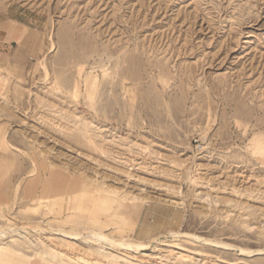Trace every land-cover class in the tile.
I'll list each match as a JSON object with an SVG mask.
<instances>
[{
  "label": "rangeland",
  "instance_id": "1",
  "mask_svg": "<svg viewBox=\"0 0 264 264\" xmlns=\"http://www.w3.org/2000/svg\"><path fill=\"white\" fill-rule=\"evenodd\" d=\"M20 225L0 264H264V0H0Z\"/></svg>",
  "mask_w": 264,
  "mask_h": 264
},
{
  "label": "bare ground",
  "instance_id": "2",
  "mask_svg": "<svg viewBox=\"0 0 264 264\" xmlns=\"http://www.w3.org/2000/svg\"><path fill=\"white\" fill-rule=\"evenodd\" d=\"M30 229L31 228L28 227V226H26V225H20V226H17V227H5V228L0 229V238L3 237V236H5V235H12V234H20V235H22L24 232L30 231ZM40 229H42V228H40ZM38 230L39 229H37V231ZM44 230H45V228H44ZM52 231H55L56 233H59V234H63V235H65L67 237H70V238L84 237L86 240L106 241L108 244H112L113 246H116V247H118L120 249H127V250L131 249V250H137V251L139 250V251H142V250H144V249H146L147 247L150 246V244L147 246V245L141 244V243H132V242H128V241H125V240H123V241L122 240H116L114 238H111L109 235L105 234L104 232L97 231V230H94V229L88 231L87 234H84V233H82L80 231H76V230H69V231L66 230L65 231V230H62V229H57V230H52ZM172 234H174V233H172ZM196 237H197V235H196ZM198 238H200V237H198ZM200 241H201V238H200ZM206 241H208V240H206ZM218 244L223 245V246H226V247H231L232 246L230 244L223 243L222 241L221 242H218ZM237 250L240 251L241 254H244V253L247 254V253H252L253 252L251 250H247V249H244V248H239ZM259 252H264V251H259ZM142 256H145V254L143 253Z\"/></svg>",
  "mask_w": 264,
  "mask_h": 264
}]
</instances>
